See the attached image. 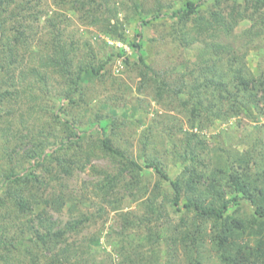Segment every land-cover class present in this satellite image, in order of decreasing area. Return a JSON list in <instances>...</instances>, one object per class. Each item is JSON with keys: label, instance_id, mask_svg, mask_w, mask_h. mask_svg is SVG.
I'll return each mask as SVG.
<instances>
[{"label": "trees", "instance_id": "obj_1", "mask_svg": "<svg viewBox=\"0 0 264 264\" xmlns=\"http://www.w3.org/2000/svg\"><path fill=\"white\" fill-rule=\"evenodd\" d=\"M175 1L154 0L149 8L134 1L142 28L131 41L136 58L124 56V60L141 78L138 92L149 93L164 108L162 120L155 117L143 133L142 164L129 147L117 142L125 119L97 111L83 120L86 115L73 110L89 104V87L83 84L87 75L102 78L110 60L124 54L112 53L103 60L91 52L87 59H80L79 42L68 41L43 0H0V133L15 137L16 151H7L6 165L0 163V209L7 211L0 214V264H107L95 258L98 234L86 241L71 239L90 220L107 212L103 205L97 214L81 212L59 228L50 214L65 207L72 215L80 211L78 197L67 191L65 180L76 169H86L97 156L118 164L116 173L94 167L102 177L92 181L102 203L120 213L116 264H213L214 260L216 264H264V136L253 142L240 137L237 145L248 144L244 150L210 147L194 131L241 115L251 121L264 115V66L254 72L247 61L248 53L264 39V0H182L181 6ZM52 3L63 14L74 12L83 23L127 39L119 16L124 2ZM43 16L46 26L40 27ZM160 18L173 20L170 35L182 48L202 43L201 56L161 70L149 63L143 50V27ZM243 21L250 25L236 36ZM241 37L246 41L238 45L235 41ZM48 71L61 77L62 87L52 95L46 88L45 97L32 96L37 107L51 112L50 134L38 139L34 124L32 133L25 120H16L20 107L16 105L36 89L29 77H38L35 83H39L47 80ZM112 81L122 85L118 78ZM46 98L61 99L59 110L64 116L44 104ZM185 119L190 129L183 131L180 123ZM24 128L28 134L19 141ZM260 129L264 133V126ZM178 132L183 133L177 139ZM160 136L167 138L176 161L183 165L175 179L146 150L156 146ZM145 168H153L158 175L152 188ZM164 181L170 182L172 194L163 188ZM120 184L140 198L149 193L140 213L121 211L123 199L113 193ZM168 204L181 213L177 222ZM40 205L42 209L36 211ZM131 232L138 233V242ZM140 246L146 249L139 251Z\"/></svg>", "mask_w": 264, "mask_h": 264}, {"label": "rangeland", "instance_id": "obj_2", "mask_svg": "<svg viewBox=\"0 0 264 264\" xmlns=\"http://www.w3.org/2000/svg\"><path fill=\"white\" fill-rule=\"evenodd\" d=\"M120 3L124 2L122 11L119 12L120 20L125 22L124 30L126 40L115 38L114 36L103 33L100 29L93 25H87L83 23L79 16L74 12L64 13L60 12L55 5H53L52 0H43V6L45 5L48 9V15L56 16V22L65 31V35L68 41L74 38L79 42L80 52L78 58H88L91 52L95 53L98 59L107 60L110 54H117L122 52L123 56H115L107 65V71H103V77L97 78L96 76L90 74L87 75L86 81L83 83L89 87L88 96L91 98L88 105H83L81 108H74L73 110L79 115H86L83 120H86L90 116H94L97 111L103 114L111 113L112 115L118 116L126 120V126L124 129H120L121 133L117 142L123 146L130 148L131 152L140 163L144 164L143 158L140 156L143 150L142 138L143 133L150 129V125L153 119L159 118L162 120L160 114L164 112V108L159 105L150 95L145 92L140 94L137 87L140 83V77L135 71H131L124 60V56H129L131 60L136 58V53L132 46L131 41L135 38V35L142 28L139 22L136 20V13L134 10L136 0H118ZM135 1V2H134ZM144 2V7L149 8L154 6V0H139ZM170 1V0H169ZM198 1V0H195ZM177 6L183 4L182 0L175 1ZM204 6V5H203ZM205 6L207 4L205 3ZM46 16L42 17L40 22V27L46 26ZM171 22L172 19H157L155 22L143 27L144 33L142 37V43L144 47V54L147 56L149 63L153 64L157 69L171 68L174 64L180 63L183 59L187 58L191 61L196 60L201 56L204 50V45L202 43H194L188 48L184 49L182 46L178 45L176 40L170 35L171 32ZM250 25V21H243L235 30V35L237 36L243 30H245ZM229 41H234L233 39H228ZM246 41L242 37L235 41L238 45L241 42ZM89 42V45L85 43ZM247 61L254 72H257L258 68L264 66V39L260 44L253 48L247 56ZM47 80L35 83L36 76H30L29 81L34 82L36 89L28 91L26 96L24 95L23 101L16 105L18 110L15 113L16 120H25L24 123L29 129L34 132V136H39V138L44 139L50 134V127L48 122L51 120V112H45L41 107H37L33 101L32 96L37 93L45 97L46 90L48 88L50 93L58 92L62 87L61 77L53 73L52 71L47 72ZM113 78H118L122 85L113 83ZM40 81V80H39ZM48 81V82H47ZM40 89V91H39ZM30 90V89H29ZM52 92V93H51ZM31 94V95H30ZM30 95V96H29ZM47 96V95H46ZM30 98V99H29ZM42 101L48 106H52L54 112H58L61 116H64L62 110H59L62 104L61 99H44ZM55 102V105H54ZM31 105L36 106L34 109L30 108ZM20 108V109H19ZM24 114L22 119L21 115ZM242 116V115H241ZM237 117L229 120L228 122L216 121L212 126L205 127L203 129L195 128L194 131L198 132L200 136L206 140L210 147H238L240 149H247L246 145H237L240 137H246L249 141L261 138L264 133L261 131L260 127L264 126V115L261 116L257 121H251L245 116ZM36 122V123H35ZM240 122V124H239ZM33 124L35 127H33ZM183 131L190 129L189 124L186 119L182 120ZM23 127L22 124H19ZM89 125V124H88ZM33 127V129H32ZM40 130L43 133L40 135ZM45 130V131H44ZM29 130H24L19 133L20 138L23 134H28ZM183 133V132H182ZM182 133H176L177 139L182 137ZM10 135V134H9ZM154 138V137H153ZM26 141V138H23ZM16 141V144L19 142ZM157 145L150 146L146 150L150 155L159 158L167 168V171L172 179L177 178L183 169V165L176 161V157L171 152V144L168 143L167 138L163 139L162 136L156 138ZM15 137L5 136V134L0 133V163L6 165V157L4 156L7 151L13 152ZM23 146V143H21ZM96 167L101 170H106L110 173H116L118 170V164L106 156L94 157L91 162L87 165L86 169H76L72 176L67 177L65 180L68 186L67 191L74 196L78 197V207L80 211L75 214H71L69 210L65 207L62 212H56L50 210L52 219L58 221L59 226H64L68 221L75 219L80 216L81 212L91 215L97 214L100 205H103L106 209L101 217H96L95 220H90L89 224H86L80 234L72 235L71 239L77 242L86 241L92 235L98 234L99 238L94 242V248L97 250L95 254L96 261L104 262L107 264H116L119 261L117 249L120 248V243L117 239V232L119 231V211L112 209V207L106 203H102L101 197L95 194V187L92 183L97 181L102 175L100 172L94 170ZM145 178L148 181L150 188L154 186L158 175L155 173L153 168H145ZM144 177V176H143ZM163 188L172 194L173 188L169 181L163 182ZM117 190V191H116ZM113 193L116 197L123 199L122 212L132 211L135 213H140L143 207V199L140 195L134 192L131 194L130 190L124 187L122 184ZM1 193V191H0ZM113 198V197H110ZM83 202H82V201ZM43 205L36 208V211L42 209ZM168 209L171 214L172 220L177 222L181 217V213L177 212L175 208L168 204ZM120 211V212H121ZM6 209H0V214H6ZM14 230V229H13ZM131 236L134 242H138L139 235L136 232H131ZM162 248L166 246L165 242L161 244ZM210 246L209 243L206 245ZM146 247L139 248V251H144ZM166 249L164 248V251ZM112 258V259H111ZM113 260V261H112ZM44 262V261H43ZM214 260L213 264H216ZM98 264V263H97Z\"/></svg>", "mask_w": 264, "mask_h": 264}]
</instances>
